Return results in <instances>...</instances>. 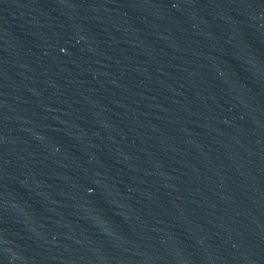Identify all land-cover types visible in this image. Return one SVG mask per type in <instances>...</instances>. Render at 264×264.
I'll use <instances>...</instances> for the list:
<instances>
[{"label": "water", "instance_id": "95a60500", "mask_svg": "<svg viewBox=\"0 0 264 264\" xmlns=\"http://www.w3.org/2000/svg\"><path fill=\"white\" fill-rule=\"evenodd\" d=\"M0 264H264V0H0Z\"/></svg>", "mask_w": 264, "mask_h": 264}]
</instances>
